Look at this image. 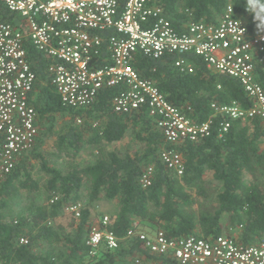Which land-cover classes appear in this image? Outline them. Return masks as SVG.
<instances>
[{
	"label": "trees",
	"instance_id": "trees-1",
	"mask_svg": "<svg viewBox=\"0 0 264 264\" xmlns=\"http://www.w3.org/2000/svg\"><path fill=\"white\" fill-rule=\"evenodd\" d=\"M256 2L264 5V0ZM148 3L160 7L180 32L190 23H217L227 5L250 31L257 28L248 0ZM0 17L15 25L22 23L2 0ZM112 32L109 28L98 33L103 41L91 59L92 68L112 64L106 44ZM24 47L36 74L29 102L37 113L38 134L32 147L0 176L2 264H83L89 254L85 241L92 225L91 206L102 199L115 201L116 210L106 227L119 238V245L85 264H114L118 258L137 255L177 264L174 259L150 255L136 238H126L134 221L161 230L169 238L233 234L240 243L257 242L264 230V181L260 179L264 175V121L211 116L212 102H236L243 108L252 104L237 79L211 71L194 53H166L159 58L135 53L131 64L141 78L154 81L167 101L192 122L208 121L207 136L176 146L183 159V171L178 175L159 159L165 144L146 104L128 113L115 110L113 99L126 89L125 83L103 86L89 106L72 109L62 102L51 82L48 67L52 60L28 39ZM260 55L264 57V51ZM178 58L192 71L176 67ZM256 77L264 87V63L257 65ZM58 118L66 119L56 129ZM224 121L229 126L220 133ZM128 135L124 149L108 147ZM50 138L52 149L46 150ZM85 148L90 150L82 159ZM148 167L152 171L149 183L144 184L142 177ZM20 198L26 199L25 206L11 212L12 203ZM80 200L85 203L78 222L68 229L57 219L68 205Z\"/></svg>",
	"mask_w": 264,
	"mask_h": 264
},
{
	"label": "built area",
	"instance_id": "built-area-1",
	"mask_svg": "<svg viewBox=\"0 0 264 264\" xmlns=\"http://www.w3.org/2000/svg\"><path fill=\"white\" fill-rule=\"evenodd\" d=\"M22 23L15 25L0 17V176L10 171L17 158L27 152L38 134L37 113L30 104L36 81L27 58L24 40L50 58L51 82L62 102L72 109H83L103 86L119 82L126 89L113 99L118 112L128 113L146 104L156 120L164 147L160 161L178 175L183 159L176 146L185 140L198 141L209 133L208 121L192 122L179 108L167 101L155 82L141 78L132 66L137 52L159 58L166 53H194L213 72L239 81L252 104L212 102V115L228 119L264 121V87L256 77L257 65L264 63V30H249L233 7L227 5L217 23H190L180 32L149 0H2ZM113 29L106 38L112 64L92 68L91 59L103 38L98 34ZM181 70L192 71L182 58L175 61ZM80 122V119L77 120ZM228 121L220 126L227 130ZM148 167L142 177L149 183ZM78 217L79 203L66 207ZM104 215L100 224L91 225L86 245L89 254L99 247L115 250L119 238L107 229ZM126 238H136L150 255L174 259L177 264H264V230L256 243H240L233 234L202 237L195 234L169 238L163 231L144 232L134 221ZM21 242H26L23 238ZM134 264H164L145 256L133 257ZM0 264H2L0 262Z\"/></svg>",
	"mask_w": 264,
	"mask_h": 264
},
{
	"label": "rangeland",
	"instance_id": "rangeland-1",
	"mask_svg": "<svg viewBox=\"0 0 264 264\" xmlns=\"http://www.w3.org/2000/svg\"><path fill=\"white\" fill-rule=\"evenodd\" d=\"M241 20L244 22L243 19H241ZM65 119L66 118H63V119L58 118L57 122L55 124V128L56 129L59 128L60 125L65 121ZM129 140H130V137L128 135L124 139H122L121 141L116 142V143L111 144V145H108V147L109 148L118 147L120 149H122V148L124 149L125 148L124 146L128 143ZM52 144H53V138L48 139L44 145V149L51 150ZM261 144H262V147H264V142H262ZM89 150H90L89 148L83 149V151L81 152L82 159L87 157ZM206 177L208 179H211V175L209 173L206 174ZM246 179L249 182H251V176L250 175H247ZM260 179L262 181H264V175H261ZM25 201H26V199H24V198H20V199L14 201L11 205V212L16 213L17 211L21 210L25 206ZM78 203H79L80 208H81V205L83 206V204L85 202L80 200ZM74 204H76V203H74ZM91 210H92V225L93 224L94 225L100 224L101 219L104 215H106L108 217L109 221H111L112 216L116 210L115 201L114 200L109 201L106 199L99 200L91 206ZM57 221L60 224H62L63 226H65L66 228L70 229L71 227H74L77 224L78 219H77V217H75V215L73 213H71L70 210H67L65 208L63 214L57 219ZM140 230H142L144 232H148V233L150 232L149 228L142 225V224H140ZM105 251H107V249H105L104 247H99L95 254H88L85 257L83 264L88 263L90 261H93V260L97 259L98 257H101V255H103V253ZM114 264H134L133 263V257L125 256L122 258H118V260Z\"/></svg>",
	"mask_w": 264,
	"mask_h": 264
},
{
	"label": "clouds",
	"instance_id": "clouds-1",
	"mask_svg": "<svg viewBox=\"0 0 264 264\" xmlns=\"http://www.w3.org/2000/svg\"><path fill=\"white\" fill-rule=\"evenodd\" d=\"M248 10L253 14L257 28L264 30V5H259L256 0H248Z\"/></svg>",
	"mask_w": 264,
	"mask_h": 264
},
{
	"label": "crops",
	"instance_id": "crops-1",
	"mask_svg": "<svg viewBox=\"0 0 264 264\" xmlns=\"http://www.w3.org/2000/svg\"><path fill=\"white\" fill-rule=\"evenodd\" d=\"M149 230H150V229H149ZM153 231H154V230H152V229L150 230V232H153Z\"/></svg>",
	"mask_w": 264,
	"mask_h": 264
}]
</instances>
